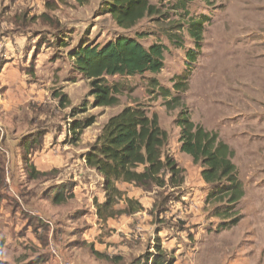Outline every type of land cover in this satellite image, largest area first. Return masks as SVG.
<instances>
[{
  "label": "rangeland",
  "instance_id": "obj_1",
  "mask_svg": "<svg viewBox=\"0 0 264 264\" xmlns=\"http://www.w3.org/2000/svg\"><path fill=\"white\" fill-rule=\"evenodd\" d=\"M101 1L0 0V126L6 148L0 187L10 192L9 177L18 187L2 206L0 264H150L157 245L174 264H264V0H187L188 13L175 9V0H153L160 13L131 30L101 15ZM202 15L209 21L197 48L188 19ZM137 33L147 34L145 46H166L164 69L107 78L121 88L119 104L95 107L90 83L73 69L69 53L84 42L103 45ZM187 73L181 105L171 110L149 80L173 91V80ZM62 95L68 104L61 103ZM135 105L157 115L175 143L183 109L195 125L219 135L234 153L244 187L234 210L217 215L207 203L209 187L200 186V165L186 171L176 161L184 170L180 188L145 192L119 184L143 211L122 214L128 208L122 199L113 217L99 218L96 205L106 200L103 179L84 156L109 118ZM87 118L95 123L72 141L70 124ZM36 132L41 136L35 145L29 136ZM23 137L27 159L17 148ZM34 167L41 174L36 179L29 176ZM60 189L72 197L55 204Z\"/></svg>",
  "mask_w": 264,
  "mask_h": 264
},
{
  "label": "trees",
  "instance_id": "obj_2",
  "mask_svg": "<svg viewBox=\"0 0 264 264\" xmlns=\"http://www.w3.org/2000/svg\"><path fill=\"white\" fill-rule=\"evenodd\" d=\"M152 1L102 0L98 12L109 15L119 28L131 30L144 19L160 13L159 7ZM187 4V0H175V9L185 12ZM208 21L204 15L188 19V33L197 48L203 40L204 26ZM146 36L144 33L134 36L119 35L103 45L84 42L69 53L73 69L90 83L89 95L93 98L95 107H113L119 104L121 88L117 84H110L107 78L157 75L164 69L166 46L161 43L145 46L142 40ZM59 43L61 47L66 46L63 40ZM191 57L194 58L193 55ZM187 75L188 73L173 80V91L161 86L154 78L149 80V85L158 90L167 100V107L172 110L181 105L178 94L187 89V84H183ZM60 98L62 104L69 103L67 96L62 95ZM74 111V115L80 113L79 110L77 113ZM94 123V118L74 120L68 129L72 141H79L83 131ZM176 124L181 129L180 151L191 157L193 163L200 165L202 169L201 178L209 187L207 203L216 206L214 211L217 215L234 210L245 192L237 167L232 161L234 153L231 148L219 139L217 133L195 125L186 109L180 112ZM36 135L40 137L41 132L31 133L29 136L33 138L32 143L35 145ZM26 144V138L23 137L20 145L25 159L30 152ZM168 144L169 135L161 128L157 115L150 116L141 105L125 107L109 118L84 156L86 166L94 169L103 179L106 200L96 205L97 215L101 220L113 217L117 213L113 209L122 199L128 206L122 214L143 211L138 201L126 198L125 193L119 189V184L133 185L145 192H151L155 188L165 191L168 188L178 189L183 185L184 170L167 153ZM29 176L36 179L41 174L34 167L30 168ZM68 197H72V194L68 195L60 189L54 194L53 202L62 204ZM223 204L229 208H220ZM237 222L238 218L229 226L236 225ZM160 247L156 246L157 253L152 255L150 264H174L173 258Z\"/></svg>",
  "mask_w": 264,
  "mask_h": 264
},
{
  "label": "crops",
  "instance_id": "obj_3",
  "mask_svg": "<svg viewBox=\"0 0 264 264\" xmlns=\"http://www.w3.org/2000/svg\"><path fill=\"white\" fill-rule=\"evenodd\" d=\"M21 139L22 138H20L19 140L21 141ZM2 140H3V142H4V131H3V129L1 128V126H0V150L2 151H0V170L1 169H3V167H4V162H5V155H4V152H5V150H6V148H4V147H2L1 146V144H2ZM18 144H19V141H18ZM168 148H169V150H167V152L180 164V162H184V169L186 170V171H188V170H190V169H192V165L194 164L193 163V160H192V158L191 157H189V156H187V155H185L184 153H181L180 152V143H179V136L177 137V141H176V143H175V141L174 140H169V145L167 146ZM17 148H18V150H19V152L20 151H22L21 150V145H19V146H17ZM8 151H9V156H11V157H13V165L15 164V162H16V158H15V156L13 155V153L9 150V149H7ZM20 158H18V160H19ZM23 160V159H22ZM22 160H21V163H22V167L24 168V169H27V167H28V165L24 162V164H23V162H22ZM5 166L6 167H9L10 166V158H9V160L7 161L6 160V163H5ZM201 171H202V169L200 168V173H201ZM201 179V178H200ZM0 181H2V184H1V187L3 186V185H5V178H4V175H3V177H2V180H0ZM11 181H13L10 177H9V183H8V188L10 189V192H7V193H5V187L4 188H1L0 187V204H1V206H0V215L1 214H3V208H2V206H3V204H4V202L6 201V199L7 198H9V196H11L12 195V193H14V194H16V192L18 193V187L17 186H15V185H13L12 183H11ZM200 186L201 187H206V184L204 183V181H202V179H201V183H200ZM208 192H205V195L207 194ZM203 194V193H202ZM202 194H201V196H202ZM204 195V194H203ZM193 208H191V210H192ZM6 213V212H5ZM237 262V261H236ZM236 262H234V264L236 263ZM246 263H248V261H241V260H238V262H237V264H246ZM231 264H233V263H231Z\"/></svg>",
  "mask_w": 264,
  "mask_h": 264
}]
</instances>
